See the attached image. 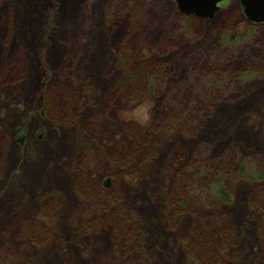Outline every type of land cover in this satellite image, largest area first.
<instances>
[{"label":"rangeland","instance_id":"rangeland-1","mask_svg":"<svg viewBox=\"0 0 264 264\" xmlns=\"http://www.w3.org/2000/svg\"><path fill=\"white\" fill-rule=\"evenodd\" d=\"M174 1L79 0L72 14L68 0H0V9L13 14L22 55L13 68L20 79L11 82L0 71V225L10 227L19 213L39 217L49 198L63 200L40 219L65 244L30 255V264H191L186 239L195 227L220 240L223 227L228 240L220 245L216 237L217 246L233 264H264V24L246 22L239 0L222 2L212 18L186 16ZM118 31L124 35L110 40ZM58 50L66 54L53 68L48 52ZM120 58L154 60L159 69L142 71L152 73L143 102L121 101L109 116L102 93ZM64 64L73 67L66 77ZM77 78L98 88L100 99L78 95L73 123L57 124L43 114V93L55 83L51 90L59 94ZM172 113L188 133L175 129L172 136L165 124ZM129 123L144 134L154 128L157 152L126 171L130 180L119 185L129 196L115 209L142 226L151 259L119 250L110 231L75 233L95 209L76 191L73 167L85 165L108 188V153ZM84 125H91L88 138L79 133ZM178 190L188 192L194 211L179 214L168 203ZM4 256L0 264H16Z\"/></svg>","mask_w":264,"mask_h":264},{"label":"trees","instance_id":"trees-1","mask_svg":"<svg viewBox=\"0 0 264 264\" xmlns=\"http://www.w3.org/2000/svg\"><path fill=\"white\" fill-rule=\"evenodd\" d=\"M78 3L79 0H68L70 13L75 14L74 8L77 7ZM2 8L3 11H0V71H5L6 79L13 82L20 79V76L15 71L13 72V68L18 67L20 63L18 56L21 57L22 55L15 40L16 37L12 25L13 14L6 6ZM120 26L125 27L124 24ZM117 34L110 40L114 41L113 38L117 39L124 35V33L119 31ZM62 54L65 56L66 53L64 51L60 53V50L48 52V57L54 62V64L50 62L53 68L56 65H60L59 61ZM119 61L116 60L117 68L113 67L112 64L110 65L108 76L111 78V83L107 90L102 93L105 99L104 105L108 115L110 114L109 116L113 113L112 109L118 106L121 101L133 102L135 104L143 102L147 97L143 87H145L147 76L152 73L142 71L153 67L156 70L159 69L158 63L154 60L150 61V63H147L148 61L145 63L141 62L143 60L139 61L135 58L128 60L120 58ZM50 63L48 62L49 65ZM72 69V65L64 64L61 76L66 77ZM76 85L78 86L77 89L75 88ZM55 86V83H52L44 91L42 111L46 117L57 124L67 125L73 123L75 113L71 107H73L78 95L80 96L79 99L83 95V97L86 96L85 98L93 103H97L100 99V97L97 99V94L100 95L98 88L87 82L85 78H77V84L75 85L69 83L67 86H63L59 94H54L51 90ZM61 96L65 99L62 104H60ZM172 114V116H167L168 121L165 123L171 128L172 136L174 137L175 135V129H178L179 132L188 133L191 127L185 123L183 117L175 113ZM89 126L91 125H84L81 128L79 133L82 135V138H88L87 128L89 129ZM153 131L154 128H150L144 134L140 127L134 123H129L128 126L122 128L119 136L112 142L108 153L107 165L109 166L106 169V175L110 178L108 188L100 185L96 181L97 177L91 175L85 165L78 164L77 166L76 164L73 167L71 174L76 191H78L79 196L86 203L95 209V215L86 220L80 226L82 229L75 232L76 234L82 233L81 231L98 233L107 230L114 234L113 243L120 245L119 250L124 248L126 254L128 251L130 253L135 251L133 253L134 257L151 259L150 254L143 247L145 231L142 226L131 222L115 208L121 204L123 198L126 199L129 196H125L126 192L122 186L124 182H129L130 180L126 178V171L136 164L137 161L151 162L155 157L157 144L156 140L153 139ZM1 152L0 145V178L5 163ZM167 163L168 165L173 164L171 161ZM165 169L168 171L169 167H165ZM181 173L183 172L180 171ZM180 174L176 173L175 176L179 175V179H184ZM115 180H118L117 183ZM119 182L122 184L119 185ZM183 182L185 185L187 184L186 181ZM168 203H175L179 214L189 209L195 210L192 207V205L194 206L193 200L190 198L188 192H184L183 190L175 192L168 200ZM62 205V197H52L39 204V217L34 216L33 218L19 213L11 219L10 227L6 228L0 225V253L5 255L4 257L8 258V261L16 262V264H30V255L34 257L37 254H52V252L59 251V248L62 249L65 243L61 235L51 230L40 219V217L49 216L51 213L57 212ZM75 233H73L74 239L76 238ZM223 233L224 229L222 227L220 228L219 235H222V240L223 238L228 240L226 236L223 237ZM216 237L210 231L206 232L199 227H195L190 232V235L186 239V253L191 264H233L227 258V255L222 253L218 248ZM217 238L219 239V237ZM222 240L219 241L220 245Z\"/></svg>","mask_w":264,"mask_h":264},{"label":"water","instance_id":"water-1","mask_svg":"<svg viewBox=\"0 0 264 264\" xmlns=\"http://www.w3.org/2000/svg\"><path fill=\"white\" fill-rule=\"evenodd\" d=\"M222 0H175L177 8L185 14L212 18ZM245 18L253 23L264 21V0H239ZM22 139V135L19 140Z\"/></svg>","mask_w":264,"mask_h":264},{"label":"clouds","instance_id":"clouds-1","mask_svg":"<svg viewBox=\"0 0 264 264\" xmlns=\"http://www.w3.org/2000/svg\"><path fill=\"white\" fill-rule=\"evenodd\" d=\"M146 118V117H145Z\"/></svg>","mask_w":264,"mask_h":264}]
</instances>
